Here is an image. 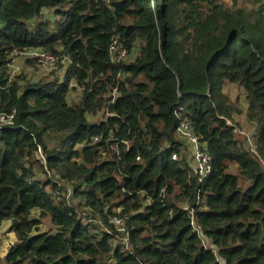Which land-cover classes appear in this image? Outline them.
<instances>
[{
	"label": "trees",
	"instance_id": "obj_1",
	"mask_svg": "<svg viewBox=\"0 0 264 264\" xmlns=\"http://www.w3.org/2000/svg\"><path fill=\"white\" fill-rule=\"evenodd\" d=\"M237 1L0 0L6 264H264V0ZM114 40L138 49L133 63H112ZM37 49L69 59L63 81L11 75L15 54ZM227 85L245 93L253 149ZM184 121L214 158L202 185L176 137Z\"/></svg>",
	"mask_w": 264,
	"mask_h": 264
},
{
	"label": "rangeland",
	"instance_id": "obj_2",
	"mask_svg": "<svg viewBox=\"0 0 264 264\" xmlns=\"http://www.w3.org/2000/svg\"><path fill=\"white\" fill-rule=\"evenodd\" d=\"M220 1V0H219ZM235 0H232V2L228 5H225L227 7H232ZM239 5L247 6L249 9H255L254 6L250 5V0H238L237 1ZM45 15L51 16L48 11L45 12ZM52 17V16H51ZM138 56V49L134 48L130 53L128 58L126 59L125 63H133ZM69 59L64 60L60 64H54V65H40L37 61L32 59L30 57V52H19L15 54V57L13 58V63L10 67V73L13 77L16 78H25L26 81H32V82H38L42 79L46 80H55L59 79L60 81H63L65 74L67 72L68 66H69ZM75 85V82L73 81L70 85L71 91L68 94V102L70 105L77 104L81 101L82 97V90L79 88L73 89ZM225 91L229 94L232 101L235 103L237 107H239L242 110V113L240 115H236L233 119L234 124H237V128L240 130V134L244 135L248 139V146L253 149V136L256 133V130L254 126L248 122L246 118V112H247V102L245 99V93L244 91L239 88L236 85H227L225 88ZM105 113H102L98 117L90 116L89 120L91 123H94L95 121H98L99 119L104 118ZM50 176V174H49ZM36 177L40 180H46L49 179L48 176L44 175L43 173L39 172V169L36 170ZM58 180V179H57ZM60 181V179L58 180ZM70 188L71 186L66 185L64 188L63 195L66 197L65 190L66 188ZM72 189V187L70 188ZM58 193H56V196ZM67 199V198H66ZM68 204L72 206H76L79 203V200L73 196H69L67 199ZM81 211V210H80ZM89 212V210H87ZM90 213V212H89ZM34 216H38V212L34 214ZM9 222H5L0 230V241L2 242L3 246L0 248V256L4 257V254L6 251L10 249V247L15 244L14 239V233L7 234L6 232L10 227ZM54 230L55 228L52 226L50 219H42V224L39 228L41 232L47 231V230ZM116 245V244H115ZM7 253V252H6ZM0 264H6L4 260L0 258Z\"/></svg>",
	"mask_w": 264,
	"mask_h": 264
},
{
	"label": "built area",
	"instance_id": "obj_3",
	"mask_svg": "<svg viewBox=\"0 0 264 264\" xmlns=\"http://www.w3.org/2000/svg\"><path fill=\"white\" fill-rule=\"evenodd\" d=\"M231 2L232 0L219 1V3L224 6L230 4ZM29 52H30V57L35 61H37L40 65H44V66L54 65L59 62L58 57L49 51L37 49V50H31ZM110 55L113 64H121L124 61H126V59L129 56V52L122 43H120L118 40H114L110 48ZM176 137L179 141H181L185 145L184 153L187 155L186 159L190 164V166L192 167L194 174L197 178V181L201 185L206 183V181L209 179V177L213 172L214 158L212 154L208 151L206 144L201 142V139L197 135L193 123L191 121L182 122L180 126L177 128ZM98 140H99L98 138L94 139L95 142H97ZM37 157L46 166V160L43 157V153L41 149H39L37 153ZM173 159L176 160L179 159L177 153L173 155ZM137 160H140V157H137ZM60 182H61L60 183L61 187L64 188L65 182L63 180H61ZM72 192L73 189H70L69 187L66 188L65 190V194L67 195L68 198L69 196H73ZM63 193H64V189H63ZM113 222L120 229L119 232L124 231V224H125L124 219L115 216L113 218Z\"/></svg>",
	"mask_w": 264,
	"mask_h": 264
},
{
	"label": "crops",
	"instance_id": "obj_4",
	"mask_svg": "<svg viewBox=\"0 0 264 264\" xmlns=\"http://www.w3.org/2000/svg\"><path fill=\"white\" fill-rule=\"evenodd\" d=\"M10 223V222H9ZM3 226V225H2ZM10 235V234H9ZM14 235V239L13 240H17V238H16V235L15 234H13ZM7 252V251H6ZM6 252L4 253V254H6ZM5 256V255H4Z\"/></svg>",
	"mask_w": 264,
	"mask_h": 264
}]
</instances>
